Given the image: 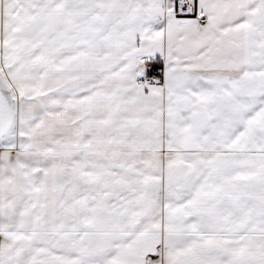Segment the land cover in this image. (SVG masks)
<instances>
[{
	"label": "snow or ice",
	"instance_id": "obj_1",
	"mask_svg": "<svg viewBox=\"0 0 264 264\" xmlns=\"http://www.w3.org/2000/svg\"><path fill=\"white\" fill-rule=\"evenodd\" d=\"M0 264H264V0H0Z\"/></svg>",
	"mask_w": 264,
	"mask_h": 264
}]
</instances>
